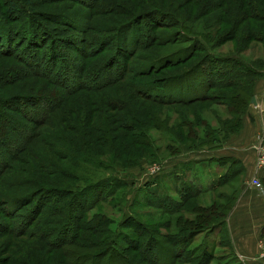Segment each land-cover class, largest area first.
I'll use <instances>...</instances> for the list:
<instances>
[{
	"label": "rangeland",
	"instance_id": "1",
	"mask_svg": "<svg viewBox=\"0 0 264 264\" xmlns=\"http://www.w3.org/2000/svg\"><path fill=\"white\" fill-rule=\"evenodd\" d=\"M11 1L17 3L20 11L10 12ZM111 1L118 5L119 11L95 18L99 20V32L90 31L96 37L93 49L99 50L103 44L115 40L116 29L124 37L123 26L129 22V38L140 36L148 20L135 19L154 12L156 2L184 22L189 34L204 40L201 42L206 45L207 53L225 58L238 56L260 71V76L255 73L240 80L230 78L231 81L221 87L223 81L231 77L226 75L221 82L214 81L215 86L204 88V83L193 80L202 78V82L206 79L213 82L215 73L209 72L205 65L200 66L204 69L198 70L199 74L187 72L203 62L206 56L200 52L181 66L163 69L161 73L157 70L156 74L145 78L139 69L133 74L140 63L138 60L145 65L170 52V55L177 52L184 55L187 50L176 43L173 34L176 29L172 30L171 25L155 31L161 43H150L144 48L141 41L135 49V43L127 47L117 37L106 51L83 58L76 53L78 42L71 43L73 37L82 34L71 31L58 20L67 17L73 24L80 23L74 18L76 13L87 16L90 4L97 3L101 7L109 3L108 0H0V101L7 105L8 113L18 119L17 123L9 122L4 127L0 154L6 156L7 149L16 148L19 136L23 139L29 136V129L22 128L21 123H29L28 127L36 132L31 133L27 148L20 154L23 160L13 162V178L18 180H9L20 183L11 187L0 183V192L20 195L33 191L34 185L40 186L39 192H43L37 194L29 207L16 213L12 222L9 220L16 224L12 228L16 232L18 224L30 217L34 224L28 232L0 231V264H118L114 258L116 253L124 254L120 255L124 260L122 264H189L184 263V254L191 255L190 259H201L205 264H244L234 254L226 224L215 228L212 234L215 236L209 234V239L203 234L191 238L188 231H180L179 227L187 223L190 224L187 229L198 230L223 219L225 223L244 191L252 189L264 196L263 183L262 189L252 187L249 181L254 174L248 179V174L235 161H232L231 172L225 173L221 164L197 165L202 163L199 161L205 153L239 144L238 138L247 130L248 137L254 134V140L246 147L254 150L252 173L255 172L256 143L259 139L264 143V17L258 12L250 15L249 10L263 12L264 0ZM104 24H108V32ZM190 44L192 42H185V45ZM114 45L123 47L121 52L115 50ZM79 47L84 48L83 52L90 51L83 45ZM110 58L114 63L111 68L105 61ZM24 59L31 65L25 70L22 68ZM51 61L57 71L71 74L75 72L70 69L74 63L87 67L107 63L103 69H108L95 76L92 73L90 78L88 75L79 78L88 88L70 98L61 97L49 114L50 122L36 126L31 120L40 114L27 116V120L17 107L29 113L39 112L46 105L24 103L22 97L42 95L44 91L45 96H53L54 92L33 78L18 80L17 74L11 71L28 75L32 65L36 70L42 69ZM120 64L123 68L118 74ZM107 78L118 80L97 91L87 90L93 89L94 84L101 85ZM140 85L148 87L150 97L139 94ZM166 94L169 98L164 96ZM249 97L255 98L258 106L251 104ZM250 115L255 119L252 124L248 123ZM163 130L170 135L164 138ZM139 133L141 136L137 137ZM36 152L46 160L43 161L46 168H40ZM51 164L56 169L50 168ZM207 179L213 184L205 186ZM64 183L71 185L65 189L72 191V197L51 194L55 188L64 189ZM184 187L188 190L184 191ZM206 188L212 191L199 192ZM176 204L177 213L169 215L168 208ZM66 216L70 223L67 227ZM83 216L85 230L77 231L74 219ZM96 218L104 219L102 228L94 223ZM176 219L180 224H175ZM5 220L0 212L2 225ZM169 220L173 222L165 226ZM54 222L64 223L63 228ZM51 227L58 230L52 231L53 240L48 238L51 232L45 233ZM92 227H97L101 234L91 233ZM261 236L255 256L263 262L264 228ZM99 238H103L105 246H96ZM88 241L93 242L84 246ZM131 242H135V246L130 245V248L136 250L125 251ZM148 243L155 244L151 251L144 250ZM203 247L205 253L200 256Z\"/></svg>",
	"mask_w": 264,
	"mask_h": 264
},
{
	"label": "trees",
	"instance_id": "2",
	"mask_svg": "<svg viewBox=\"0 0 264 264\" xmlns=\"http://www.w3.org/2000/svg\"><path fill=\"white\" fill-rule=\"evenodd\" d=\"M108 1H109V3L106 2V4L102 5L101 7L97 3L96 4L95 3L90 4L87 7L88 10H90V12L87 14V16H83L81 13H76L74 15V18L79 19L80 23L73 24V22L70 19H68L67 17L60 18V20H58V21L62 22L61 24L69 27L71 31L82 34L80 37H76L77 39L75 37H73V41H71V43H77L78 42V48L76 49V53L80 54V56L83 58L97 55L100 51H106V49L111 46L112 42L115 43L118 40L117 37L121 38L122 43L124 44V46H127V47L132 45L133 43H135V49H137V47L141 41L143 43L144 48L148 47V45L150 43H152V45H153V44H155V42H157V43L159 42L160 37L155 32L157 29H160L164 25H167V26L171 25L170 27L172 28V30L176 29V32L173 33L174 38L176 40V43L180 46L182 45L181 46L182 48L186 47V49H187L184 52V55H179L178 52L174 55H170V53H171L170 52V53H168L164 56H161L160 58H157V59H155L149 63H146V61H144V63H146L145 65H143V63H141V61L138 60L137 62H140V63H138L137 68L134 70L133 74L139 69L138 71H140L143 75L146 76L145 78H147V77L152 76L153 74H156L157 70L159 73H161V71H163V69H167V68L172 69L176 66L177 67L181 66V65L185 64L186 62H189L190 59L196 57L198 55V53L204 52L206 57H204L203 62H201V64H199L197 67L193 66L192 68H190L189 71H187V72L193 73L194 75L199 74L197 71L200 69H202V70L204 69V68H201L200 66L205 65L209 72H211L213 74L215 73V76H214L215 79H212L213 82H210L207 79H206V82H202V81H200L202 78L200 80H199V78H196V80H193L194 83H195V81L199 82V83H204V86H203L204 88L207 85L212 86V87L215 86L214 81L216 83H217V81L221 82L223 79L226 78L225 77L226 75H228V76L231 75V77H229L227 80L223 81V84L221 85V87L226 86L227 84L225 85L224 83L230 82L231 81L230 78L240 80V78H242L243 76L248 77V76H251L252 74H255V73H257L260 76V71L258 72L250 64L246 63L244 60H242L238 56L232 55L230 57L225 58L221 55H217L216 53L215 54H212L209 52L207 53V50L205 49V48H207L206 45H204L203 42H201L204 40L197 38V36H193V35L189 34L187 32V27H186V24L184 22H182L172 12L164 11V7H162V5H158L156 2L153 5L155 8L154 12H152V11L148 12L146 15H142L140 18L135 19V20L143 21L144 19L147 18V20H148V22H146L144 24V29H141L140 36H137L138 38L137 37L134 39L129 38V36H130L129 27L131 28L130 22H129L123 26V29L125 28L124 34H123L124 37H122L120 30L116 29L115 31H116L117 37L115 38V40H113L112 42H110L108 44H103L99 48V50L93 49L96 37L93 35V32L91 33L90 31L99 32V30L97 28L99 20L96 21L95 18L101 17V16H107L110 14H117L119 11L117 4H115L111 0H108ZM9 9H10V12H12V13H14L15 11H18V10L20 11L19 6L17 5V3L15 1H11L9 3ZM255 11L250 9L249 10V12H251L250 15H253L254 13L258 12L257 13L258 15H261L264 17V11L262 12V10H259V9L255 10ZM204 13L205 12H203L201 14L204 15ZM30 15H33L32 11H31ZM70 17H72V16H70ZM54 19H56V18H54ZM58 21H51V22L56 24ZM104 25H106V26H104L105 30H106L105 32H108V30H109L108 24H104ZM23 32H25V30H23ZM190 35L192 37H190ZM185 42H192V44L185 45ZM159 43H161V41ZM79 45L85 46V48L87 50H90V51H88V53H86L87 52L86 50L83 52L84 48L79 47ZM113 48L115 50H118L119 52H121V49L123 47H117V45H114ZM182 48H178L177 50L181 51ZM144 51H147V49H145ZM187 53H189V55L187 58H185V55ZM3 55H5V54H3ZM121 57L125 58L124 55H122ZM111 58L113 59L114 57H111ZM111 58L108 60L107 59L105 60L108 63V65L110 66V68L114 65L113 60ZM47 63H48V65H45L42 69H39L40 67H38L37 70L35 69L36 66L32 65L33 69L30 70V74H28V75H26L23 72L20 73V71H17V70L11 71L12 74H17V75H15V77L18 78V80H26L28 78H33L35 80H38L35 82H41V84H43V86L51 87L50 92L51 93H52V91L54 92L53 96H45V91H44V94H42V95H36V94L30 95L29 94V95H25L22 97L23 100H25L24 103H32L33 102L32 104H36V102H40V103L46 105V107L42 108L39 112L30 111L29 113H27L25 111V109L23 110L22 108L17 107V110L20 111L22 116L25 117L27 120H29L27 118V116H32V115H35V113H37V114L39 113L40 114L39 117L34 118L32 116L33 119L31 120L32 122H34V124L36 126L42 125V124H48L50 122L52 116L49 117V114H52V109H54L55 106L59 104L61 97L64 100V99L70 98L72 96H75L80 90L88 88L86 85H83V83H81L79 81V78L80 79H81V77L84 78L86 75H88V78H90L92 73L95 76L97 73L101 74L108 69V67L106 69H103L107 65V63L101 64V65H99V64L90 65L88 67L83 66V64H81V63L80 64L74 63L71 65L70 69L74 70L75 72L73 74H71L69 71H67V72L57 71L56 68L52 65L53 61L47 62ZM28 66H31L30 63H28V61H26L24 59V61H22V68L25 70ZM122 68H123V66H122V64H120V66L117 68L118 74L121 73ZM207 78L209 79L208 76H207ZM115 80H118V79H115V78L108 79L107 78L106 81L101 83V85L98 86L97 84L96 85L94 84L93 89H87V90L97 91L103 87L117 83ZM35 82H33V83H35ZM192 83H191V85H192ZM144 85L139 86L141 88V91L139 92V94H141L142 97L148 98V97H150L148 94L149 89H148V87H144ZM193 87H196V86L193 85ZM189 88L190 87H187V89H189ZM164 96L169 98V95H167V94ZM250 100H251V97H249V102H251ZM161 101L164 102V100H161ZM51 102H53V105L50 106ZM0 106H1L0 107V149H2L3 143H4L3 142L4 137H2L4 135V127H6L9 122L10 123H17L18 119H16L10 113H8V111L5 109L7 106L6 104L4 105L0 101ZM2 106H5V107H2ZM19 109H21V110H19ZM47 112H48V114L45 115ZM21 124H22L21 125L22 128H25V129L28 128L29 129V131H30L29 136H26L24 139L21 136H19L17 139L20 142L16 148H14L12 150L7 149L8 154L6 153V156H4L3 154L2 155L0 154V183L5 185V186H9V187L13 186L14 184L20 183V182L19 183H13L14 180L15 181L18 180L17 178H13V175L15 174L14 173L15 171L13 168V166H14L13 162L23 160L21 158L20 154L27 148V146L29 144V139L32 136L31 133L33 132L36 134L35 129L33 127H28L29 123H27V124L21 123ZM120 127L121 126H119V128ZM41 130H43V129H41ZM132 131H134V129H130V132H132ZM163 133H164L163 134L164 138L167 137L168 135H170V132L167 130H165V131L163 130ZM133 136L135 137L136 135H133ZM140 136L141 135L139 133L137 137H140ZM36 155L38 156L37 152H36L35 156ZM43 161H46V160L42 159L39 155L37 158V162H38L40 168H46V166H47L46 164L43 163ZM50 168H52L54 170V169H56V166L51 164ZM227 171L229 172V170H227ZM187 174L188 173H186V175ZM60 175L67 176L64 172L63 173L60 172ZM68 178H71V177H68ZM9 179H14V180H9ZM260 182H262L263 186H264V178H262L260 180ZM215 183H216V185L219 184V180H217ZM158 185H160V184L158 183ZM63 186H64V189H62V190H59L57 188H55V190H51L52 191L51 194L52 195L55 194L58 196H64V195L66 196L67 195V196L72 197L73 196L72 191L65 189L66 187H70L71 185L64 183ZM211 187L214 188L213 186H211ZM185 188L187 189V187L183 188L184 191H187L188 189L186 190ZM40 189H41L40 186L34 185V187L32 188L33 191H31L29 193L27 192L24 194H20V195H17V194L16 195H9V194L0 192V209H1L0 212L3 216H5V219H6L4 225H2V223H0V231L2 233L10 234V233L14 232L16 234H22L25 230H26V232H28V230H30L31 225L34 224L33 219H31L30 217H29V219L26 218L27 221L25 220V222L18 224L19 227L17 226L16 232L12 231V228L14 225H13V223L11 224L9 222V220H11V222H12L13 221L12 217L15 218L16 213H19L22 209L29 207L31 205V203L33 202V199L37 197V194L39 195V194L43 193V192L40 193L41 191L39 192ZM211 191H212V189H210V191H208L207 188L204 190L203 189L199 190V192H204V193L205 192H211ZM177 206H178V204H176L174 206L172 205V207L170 206L171 209L168 208L167 213H169V215L172 214L171 212L177 213V209H178ZM53 208L55 209V207H53ZM187 213L190 214V212H187ZM64 214H67V213L65 212ZM96 219H97V221H94V223L98 224L100 226V228H102V225L105 224V222H104V224L102 223L104 221V219H102V218H96ZM74 220L78 224L77 225L78 226L77 231L85 230V229H83L85 226L84 227L82 226V225H84V223H86V222H84V220H85L84 216L81 219H79L77 217ZM178 220L179 219H176L175 224L176 223L180 224L178 222ZM223 220L218 221L215 224L212 223V225H210L209 227H202L201 229H198V230L195 227H194L195 229L192 227L190 229H187V227H190V224L188 225L186 223L183 226H180L179 230L180 231H182V230L188 231L189 237H191V238L193 236L203 234V237L205 239H209L208 238V236L210 237L209 234L212 235L213 233H215V231H214L215 228L221 227L222 225L225 224ZM171 222H173V221L169 220L165 224V226L169 225ZM54 223L59 224V225L61 224V229L63 228L64 223L63 224H62V222L61 223L60 222H54ZM54 223H52V224H54ZM65 223H66L65 227H67L68 224H70L68 216H66V222ZM42 224L46 225V223H44V222ZM15 226H16V224H15ZM58 227L60 229V226H57L56 228H58ZM56 228H54V229H56ZM54 229L51 227V228L47 229L49 231L46 230V232H45L47 234H50V232H51L52 235H50L48 237L51 240H53V234H54L52 231H58V230H54ZM92 231H94V232H92ZM91 233H93L94 235H98V234L100 235L101 234V232L98 231L97 227H92ZM212 236H215V235H212ZM151 237H152V240H154L155 236L153 234L151 235ZM59 240H60V237H59ZM103 241H104L103 238H102V240L100 239V241H96V246H99V245L101 247L105 246L104 243H102ZM92 242L93 241H88L84 246H87V245L89 246V245H91L90 243H92ZM134 244H135V242H131V244L126 245L125 251L126 250H136L135 248H130V245L135 246ZM149 245H150V243H148L146 245L147 248L144 250H150L151 251V249H153V247L155 246V244L150 245V246ZM204 249H206V248L203 247V249L201 250L202 252L200 251L201 252L200 256H202V255L204 256V254H203V253H205ZM110 251H112V250H110ZM114 252H116V251H114ZM120 255H124V254H122V253L114 254L115 261H117L118 264H122V262L124 261ZM189 256H191V255L184 254V257H183V258H185L184 263L205 264L204 262H202L201 259L200 260H194L196 257L190 259Z\"/></svg>",
	"mask_w": 264,
	"mask_h": 264
},
{
	"label": "crops",
	"instance_id": "3",
	"mask_svg": "<svg viewBox=\"0 0 264 264\" xmlns=\"http://www.w3.org/2000/svg\"><path fill=\"white\" fill-rule=\"evenodd\" d=\"M255 105H257L256 100ZM254 122V116L250 115L248 123L252 124ZM247 133V130L242 131L240 138H238L239 144L226 145L220 150L205 153L202 160L199 161L202 163L197 165L207 167V165L221 164L225 168V173L227 170H231L229 167L233 168L232 161H235L240 169L248 174V179L254 174L261 180L264 178V169L258 171L255 168V172L252 173L255 153L253 149L251 150L246 146L254 140V134L252 137H248ZM205 184V186H209L213 183L207 179ZM242 195L226 219V231L234 254L242 263L264 264V261L260 262L255 256L256 247L262 239L261 234L264 227V196L261 192H254L252 189L244 191Z\"/></svg>",
	"mask_w": 264,
	"mask_h": 264
},
{
	"label": "built area",
	"instance_id": "4",
	"mask_svg": "<svg viewBox=\"0 0 264 264\" xmlns=\"http://www.w3.org/2000/svg\"><path fill=\"white\" fill-rule=\"evenodd\" d=\"M256 170H263L264 169V143L262 139H259L256 143ZM252 187H256L257 189H262L260 179L257 175H254L251 180L249 181Z\"/></svg>",
	"mask_w": 264,
	"mask_h": 264
},
{
	"label": "water",
	"instance_id": "5",
	"mask_svg": "<svg viewBox=\"0 0 264 264\" xmlns=\"http://www.w3.org/2000/svg\"><path fill=\"white\" fill-rule=\"evenodd\" d=\"M251 104L255 105V98L251 99Z\"/></svg>",
	"mask_w": 264,
	"mask_h": 264
}]
</instances>
